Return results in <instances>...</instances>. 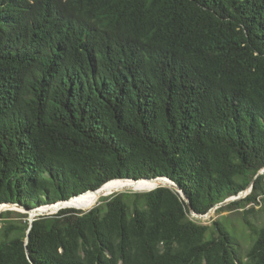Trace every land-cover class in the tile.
Here are the masks:
<instances>
[{
	"label": "trees",
	"instance_id": "16d2710c",
	"mask_svg": "<svg viewBox=\"0 0 264 264\" xmlns=\"http://www.w3.org/2000/svg\"><path fill=\"white\" fill-rule=\"evenodd\" d=\"M263 168L264 0H0V204L111 186L0 207V264H264V175L216 211L256 214L246 253L116 180L204 215Z\"/></svg>",
	"mask_w": 264,
	"mask_h": 264
},
{
	"label": "water",
	"instance_id": "95a60500",
	"mask_svg": "<svg viewBox=\"0 0 264 264\" xmlns=\"http://www.w3.org/2000/svg\"><path fill=\"white\" fill-rule=\"evenodd\" d=\"M262 175H264V168L261 169L258 172L257 176L254 178V180L250 183V185L245 190H242L238 195L232 196V197L228 198L227 200H225L224 202L215 205L214 207H212L209 210V212L207 214H204V215L198 214V213H196L194 211V209L192 207V204H191V201H190V198L188 197V195L184 191V189L181 186H179L178 184H176L174 181H172L171 179L167 178V177H159V178H155V179L141 178V179H138V180H134V179H116V180H132L135 183H137V182H139L141 180H145V181H149V182H158L159 185L156 188L164 186V187H168V188H171V189L177 191L182 196L184 201L188 204L190 212H191V214H192V216L194 218H196V219H209V218H211L212 214H214L219 208L227 206V205H229V204H231L233 202H237V201H240V200L246 198L252 192L255 180L258 177L262 176ZM112 181H114V180H112ZM112 181H110V182H112ZM107 184H109V182ZM107 184H105L104 186H102L98 190H89V191H87V192H85L83 194H80L78 196H74V197H71L69 199H63V200H60V201H58L56 203L43 205V206H40V207H37V208H29L28 206H25L23 204H14V203H2V204H0V207H2V206H6L7 207L3 212H5V211H18V212H21V213H24V214H28L29 217H30V219H29L30 220V224L32 225V223L34 222L35 218H37V217L51 216V215L57 214L62 209H66V208H60V206H59V208H57L56 211H53L50 208V207L58 205L59 203L64 204L65 202H70V201H72V200H74L76 198H79V197L87 195V194H96L97 196H101V195L105 194L104 191H105V187H106ZM156 188H154V189H156ZM120 192H138V191L124 189V190H122ZM120 192H116V193H120ZM139 192H141V191H139ZM147 192H150V191H147ZM113 194H115V193H113ZM46 206H48L49 209L45 210L44 208ZM33 216H36V217L33 218Z\"/></svg>",
	"mask_w": 264,
	"mask_h": 264
},
{
	"label": "rangeland",
	"instance_id": "374dc122",
	"mask_svg": "<svg viewBox=\"0 0 264 264\" xmlns=\"http://www.w3.org/2000/svg\"><path fill=\"white\" fill-rule=\"evenodd\" d=\"M95 207V206H94ZM252 205L248 206L246 209L251 208ZM75 209V208H73ZM78 210V209H77ZM84 211V210H82ZM88 211V210H87ZM242 211V210H240ZM258 216L259 213L257 212ZM222 217V218H221ZM32 218V217H31ZM34 218V216H33ZM221 218V221L225 224L229 232L233 235V237L239 242L242 252L246 253L248 248L251 246L252 238L249 235L248 231V220L256 221V214H251L248 216V213L243 212H223L212 214L211 218L207 220L196 219L202 222L205 225H211L215 220ZM264 224V221L261 222ZM208 237H211V232L208 234Z\"/></svg>",
	"mask_w": 264,
	"mask_h": 264
},
{
	"label": "bare ground",
	"instance_id": "6f19581e",
	"mask_svg": "<svg viewBox=\"0 0 264 264\" xmlns=\"http://www.w3.org/2000/svg\"><path fill=\"white\" fill-rule=\"evenodd\" d=\"M127 182H130V181H127ZM155 183H158V182H155ZM110 187H111V186H109L107 189H105V191H108V190L110 189ZM105 191H104V192H105ZM95 197H96V194H93V195H92V198H91L90 201H70V202H65L64 204L59 203L58 205L53 206V207H50V208H51L53 211H56V209L59 208V206H60V208L65 207V206H84V205L89 204L90 202H92V201L95 199ZM6 208H7V207H3L2 209H6ZM43 208H44V207H43ZM44 209H45V210H46V209H49V207L46 206ZM44 209H43V210H44Z\"/></svg>",
	"mask_w": 264,
	"mask_h": 264
}]
</instances>
